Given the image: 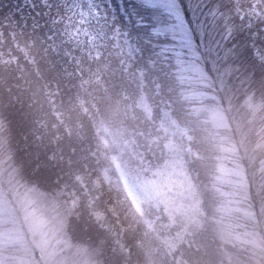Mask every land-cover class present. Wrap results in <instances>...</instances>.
Returning <instances> with one entry per match:
<instances>
[{
	"label": "trees",
	"instance_id": "16d2710c",
	"mask_svg": "<svg viewBox=\"0 0 264 264\" xmlns=\"http://www.w3.org/2000/svg\"><path fill=\"white\" fill-rule=\"evenodd\" d=\"M177 1L190 50L179 48L166 17L144 0H122L119 19L139 47L135 65L145 72L144 89L158 85L173 117L193 136L198 156L191 169L206 221L194 246L182 252L192 264H257L264 261V60L257 54L264 50V20L241 14L247 0ZM259 3L264 10V0ZM63 5L0 0V47L14 57L9 64L0 59V232L16 223L23 228L22 197L36 206L47 201L41 208L48 211L54 209L49 199L64 186L82 193L75 175L91 165L98 143L92 114L81 104L83 73L92 77L97 105L109 111L136 90L115 56L75 51L62 37ZM226 165L242 171L240 191L222 182ZM90 188L95 211L84 198L66 220L73 244L98 264H141L131 241L144 237L146 227L131 202L115 197L116 190L100 196ZM232 200L242 201L246 212L237 210L229 224ZM249 235L260 239L259 249ZM24 242L29 247V239ZM19 246L10 240L0 247L4 264H26L30 256Z\"/></svg>",
	"mask_w": 264,
	"mask_h": 264
},
{
	"label": "rangeland",
	"instance_id": "374dc122",
	"mask_svg": "<svg viewBox=\"0 0 264 264\" xmlns=\"http://www.w3.org/2000/svg\"><path fill=\"white\" fill-rule=\"evenodd\" d=\"M144 1L166 17L165 24L180 43L179 48L190 50L191 37L178 1ZM62 2L63 8L66 7L60 20L64 22L62 37L75 46V51L115 56L119 69L129 74L136 90L134 95L121 96L115 109L109 111L97 105L98 98L89 90L92 83L94 85L92 77L83 73L81 86L85 92L81 104L92 114L98 137L91 165L85 173L75 175L83 191L79 193L69 185L64 186L49 199L54 209L48 208V211L41 208L47 201L36 206L35 200L22 197L19 203L27 234L24 226L21 228L16 223L13 231L0 232V247L10 240L20 243V251L30 256L26 264H98L85 247L73 244L66 230V220L84 198L95 211L92 187L100 196H104L106 190H116L115 197L124 196L131 202L146 227L144 237L131 241L134 249L142 253L141 264H192L182 248L194 246V235L202 230L206 221L204 200L198 191L197 176L191 169L192 159L198 156L192 146L193 136L173 117L170 104L160 98L158 85L150 93L148 88L144 89L145 72L135 65L139 47L129 28L119 19L120 14H125L122 0ZM244 5L240 10L243 16L264 20L259 0H247ZM257 54L264 60V50ZM0 59L9 64L14 57L0 47ZM221 174L222 182L232 187V191H240L245 186L238 167L223 166ZM232 203L235 207L230 208L229 224V220L238 218L237 210L244 215L246 212L241 208L242 201L232 200ZM94 214L103 226H107L106 218L100 217L99 212ZM26 238L30 241L29 247L24 242ZM247 238L251 244L260 246L257 237L249 235ZM0 264H4L1 258ZM257 264H264V261Z\"/></svg>",
	"mask_w": 264,
	"mask_h": 264
}]
</instances>
